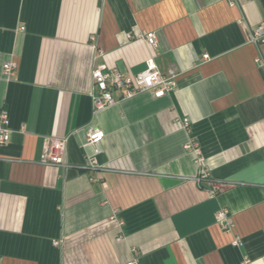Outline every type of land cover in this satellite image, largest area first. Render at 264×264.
<instances>
[{
    "label": "crops",
    "instance_id": "1",
    "mask_svg": "<svg viewBox=\"0 0 264 264\" xmlns=\"http://www.w3.org/2000/svg\"><path fill=\"white\" fill-rule=\"evenodd\" d=\"M262 22L264 0H0V264H264ZM146 31L175 88L93 113L90 71H142Z\"/></svg>",
    "mask_w": 264,
    "mask_h": 264
},
{
    "label": "built area",
    "instance_id": "2",
    "mask_svg": "<svg viewBox=\"0 0 264 264\" xmlns=\"http://www.w3.org/2000/svg\"><path fill=\"white\" fill-rule=\"evenodd\" d=\"M231 3L233 0H229ZM25 26L20 25L18 30L23 31ZM144 43L152 50V54L145 60V68L136 74H127L118 71L117 68H108L104 64L95 66L90 72L91 77V101L93 113H96L108 106L116 104L119 100H125L136 96L139 93L148 92L154 98H161L173 90L176 86L177 73L169 68L166 72H161L154 61L157 47V36L153 31H146L140 34ZM95 42V38L92 37ZM264 40V22L255 26L251 31L250 41L258 43ZM209 58L203 54L202 60ZM15 69L14 63L5 61L2 65V75L9 78ZM118 93V96H115ZM180 128L188 127V119L183 118L178 121ZM9 120L5 110H0V145L9 143L10 140ZM105 134L99 127H89L86 130L85 145L97 148L103 140ZM67 137L53 138L47 146H43L40 151L39 161L45 164H64V152L67 145ZM191 147V144H188ZM197 150V149H196ZM195 150V151H196ZM195 151H193L195 153ZM201 161V160H199ZM208 176L206 169L199 172L200 178ZM216 220L222 230L229 231L231 222L225 210L216 213ZM127 264H135L130 261ZM241 264H249L244 261Z\"/></svg>",
    "mask_w": 264,
    "mask_h": 264
}]
</instances>
